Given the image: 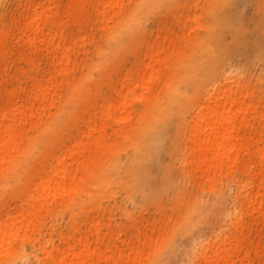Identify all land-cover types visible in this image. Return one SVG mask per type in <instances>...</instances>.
Instances as JSON below:
<instances>
[{"label": "rangeland", "instance_id": "rangeland-1", "mask_svg": "<svg viewBox=\"0 0 264 264\" xmlns=\"http://www.w3.org/2000/svg\"><path fill=\"white\" fill-rule=\"evenodd\" d=\"M26 1L0 0V106L22 96L32 80L38 83L46 69L45 48L65 50L59 70L52 73L55 95L34 113L20 144L30 139L34 161L45 162L43 140H52L47 149L57 158L66 144L86 143L102 158L111 178L102 186L91 174L78 175L74 190L56 194L51 209L40 210L35 237L39 231L50 232L59 243V232L74 238L85 234L87 243L97 248L92 257L96 260L99 254V264H113L118 252L122 264H190L198 243L234 234L241 239L240 252L247 255L240 264H264V212L247 206L237 194L245 180L259 181L251 175L264 152V0H146L141 10L139 0H116L103 16L101 3L106 0H33L36 5L24 20L38 7L51 29V45L47 39H28L23 18H18L19 3ZM209 10L223 11L227 21L218 22ZM137 11L138 27L128 20ZM235 76L238 89L245 88L250 115L235 145L233 171L222 172L208 188L200 171L187 162L194 98L205 85ZM175 93L176 102L167 106ZM123 95L128 108L121 111ZM111 104L115 106L97 125V117ZM126 119L130 130L122 134ZM94 124L95 130L86 135ZM140 142L145 157L138 152ZM34 161L17 181L0 179V202L8 199L11 210L19 203ZM245 162L251 166L249 175L243 170ZM46 173L45 168L42 177ZM70 198L77 203L73 213ZM233 207L240 208L241 225L226 220ZM2 213L0 207V217ZM29 233L27 229L17 241L24 252L31 249ZM132 248L133 257L125 260ZM18 260L15 264H24Z\"/></svg>", "mask_w": 264, "mask_h": 264}, {"label": "bare ground", "instance_id": "bare-ground-1", "mask_svg": "<svg viewBox=\"0 0 264 264\" xmlns=\"http://www.w3.org/2000/svg\"><path fill=\"white\" fill-rule=\"evenodd\" d=\"M33 0H27L21 4L18 18H23V29L27 37L33 42H43L45 39L52 44L53 36L50 34V27L37 13L36 6H33V14L28 21L24 20L25 12L34 4ZM138 9L141 10L146 0H139ZM116 0H106L101 3V15H105L107 7L115 3ZM227 2H230V0ZM211 17H214L220 23H225L227 17L223 16V11L213 12L209 10ZM139 11H137L128 20H132L138 27ZM155 32V31H153ZM51 41V42H50ZM66 51H58L56 45L45 48L44 63L46 69L41 74L37 84L34 80L25 87L22 96L15 95L8 105L0 106V179L7 182L9 178L17 181L22 173L28 171L29 161H34L35 145L29 139V142L20 144L22 131L26 125H30L34 113L42 110L46 101L55 95V86L53 84V72L59 70L60 60ZM35 79V77H34ZM239 76L234 79L225 80L222 83H213L205 85L202 92H199L194 98L195 110L190 116L191 124L188 126L187 141L190 144L188 155V164L192 169L200 171V176L207 180V187L212 188L213 180L222 172H232L235 158L233 156L236 142L241 141L240 130H242L250 115L247 107L249 100L245 99L243 90L238 89ZM234 82L232 89L230 83ZM78 83L75 82L68 89L70 94L74 91ZM117 92L116 94H118ZM177 95L170 94L167 106L176 102ZM115 105H106L103 114L97 117V125L104 120V116L109 114ZM121 111L128 108L126 95L120 97ZM161 102L157 107L161 108ZM169 107H166L168 109ZM163 110V109H162ZM164 113V112H163ZM40 115L37 114L39 119ZM239 119V121H238ZM160 121L159 118H157ZM157 121V122H158ZM82 122V119H81ZM95 124L91 126L86 135H90L95 130ZM118 125H116V128ZM130 130L129 120L121 125L122 134ZM114 131L116 129L114 128ZM151 131V129H150ZM154 133V131H151ZM51 139L42 141L44 153L41 158L45 162H35L30 166L31 172L27 174L23 188L19 192V203L12 210L9 200H2L0 207L3 209L0 217V264H15V260L24 264H48L53 261L55 264H89L93 261L92 257L95 244L90 245L86 241V235H78L74 238L72 234H57L59 243L54 242L51 233L46 235L39 231V237H35L36 219L40 210H49V204L56 200V194L63 191H72L75 189L74 183L78 175L83 177L84 173L91 174L102 186L110 184V176L107 171V165L102 163V158L95 156L94 149L86 143H68L60 157L54 156L55 152H50L47 146ZM141 143V142H140ZM144 142L137 146L138 152L142 156H147L144 150ZM99 142L96 143L97 147ZM49 148V147H48ZM100 148V147H99ZM86 151L87 155L84 156ZM68 152V154H66ZM103 154V152H101ZM53 156V158H51ZM264 152L260 156V162L251 177L258 176L259 181L255 184L252 180L242 182L240 188L237 186V194L242 195L244 204L247 206L255 205L257 211L264 212ZM47 170V175L42 177V172ZM251 166L245 162L243 170L249 175ZM99 185V184H98ZM254 189L253 195L250 194ZM66 203V202H65ZM61 204V203H60ZM64 204V203H63ZM69 209L73 213L76 201L70 198ZM80 209L82 205L79 204ZM232 216H227L229 225L241 223L240 208L233 207ZM241 225V224H240ZM52 219H50L49 228L51 229ZM75 232H79L78 227H72ZM30 230V238L33 240L31 249L24 252L23 248L17 243L22 241L27 235L26 230ZM74 232V231H73ZM241 235V234H240ZM78 244V245H77ZM225 244H228L226 246ZM241 239L232 234L227 235L220 240L217 238L214 242H200L196 250L191 254L190 264H240L243 258H247L245 252H240ZM35 251L37 253H35ZM53 253L57 257L53 256ZM134 248L130 249L125 260L132 258ZM121 254L118 252V260L113 259V264H122ZM30 257L32 261H28ZM94 264H99L100 255L97 254ZM105 257H107L105 255ZM109 259L111 257L108 256Z\"/></svg>", "mask_w": 264, "mask_h": 264}]
</instances>
